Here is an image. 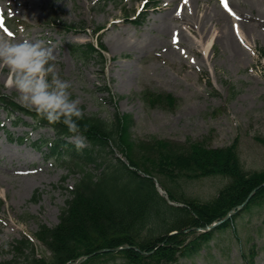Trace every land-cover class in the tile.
I'll use <instances>...</instances> for the list:
<instances>
[{"label": "rangeland", "instance_id": "obj_1", "mask_svg": "<svg viewBox=\"0 0 264 264\" xmlns=\"http://www.w3.org/2000/svg\"><path fill=\"white\" fill-rule=\"evenodd\" d=\"M24 1L0 0L2 21L19 23L18 28L11 26L12 32L0 21V34L51 47L62 78L72 85V98L79 100L86 114L109 121L115 112L129 114L130 130L140 139L203 140L210 147L228 146L238 139L244 167L264 170V144L256 139L264 138V1L239 5L232 0L231 12L226 9L238 55L231 51L233 45L218 39L220 25L210 21L214 9L225 10L217 0L192 3V11L179 6L181 0H156L158 5H148L139 24L128 20L127 14L133 18L141 0ZM204 14L207 24L200 21ZM71 23L78 28L67 29ZM242 24L254 29L251 36ZM98 25L104 26L100 39L107 47L104 72L100 58L81 59L71 49L74 44H96L93 34ZM9 78L8 68L0 63V91L14 99L15 89L5 87ZM103 85L111 89L113 101ZM145 90L172 93L177 103L173 108L151 106L142 96ZM33 123L31 117L0 103V199L4 202L0 260L12 257L10 244L15 239L33 235L39 224L58 223L70 198L68 190L80 177L78 169L34 148V141L53 139L55 134L50 127L35 128ZM8 133L24 136V141H10ZM113 157L126 161L119 152L101 160L109 162ZM100 168L93 169L100 172ZM225 183L220 176H209L179 179L172 186L179 197L209 200ZM239 213L238 233L231 229L215 233L200 252L181 257L178 264H245L242 250L249 255L252 249L255 264H264V201ZM36 251L49 255L39 243ZM104 259L92 264H123L122 257Z\"/></svg>", "mask_w": 264, "mask_h": 264}, {"label": "trees", "instance_id": "obj_2", "mask_svg": "<svg viewBox=\"0 0 264 264\" xmlns=\"http://www.w3.org/2000/svg\"><path fill=\"white\" fill-rule=\"evenodd\" d=\"M84 48L79 47L78 50L85 55L96 51L92 46L86 47V50ZM96 53L104 60L100 52ZM143 96L152 106L172 108L177 103L170 93L148 90ZM0 99L6 100L4 96H0ZM10 103L35 115L38 122L50 124L38 119L35 112L13 101ZM83 113V119L78 121V133L86 138L89 145L82 150H77L75 144L64 140V137L76 133L69 132L61 122L50 124L59 135L54 151L59 154L64 151L71 153L82 161L75 163L79 167L80 178L74 188L69 189L70 198L61 210L59 222L54 226L40 224L34 234L50 255L39 257L33 241L23 237L11 244L13 256L1 260L0 264H68L100 248L124 244L153 251L142 254L133 248H125L118 254L123 257L124 264H174L180 256L199 251L216 230L230 227L237 216L215 230L193 238L192 234L197 229L192 228L205 227L222 219L233 207L243 203L254 188L264 183V170L244 167L238 139L224 147H210L203 140L140 139L132 136V118L127 114L116 113L112 121H107L97 115ZM256 139L264 144V138ZM111 144L125 155L134 169L121 160L111 162L112 159L105 161L106 166L98 174L86 168L88 164L99 167L102 162L105 163L104 160L100 161L101 156L113 154ZM139 170L151 176L153 171L157 172L163 178V181H159L170 198L185 205L169 204L159 194L153 178L142 176ZM215 175L226 178L227 183L208 201L180 198L172 186L179 179L192 181ZM263 201L264 186L250 199L246 209ZM174 231L177 233L171 234ZM105 256L114 254H98L83 264ZM255 256L253 249L249 255L243 251L246 264H254Z\"/></svg>", "mask_w": 264, "mask_h": 264}, {"label": "clouds", "instance_id": "obj_3", "mask_svg": "<svg viewBox=\"0 0 264 264\" xmlns=\"http://www.w3.org/2000/svg\"><path fill=\"white\" fill-rule=\"evenodd\" d=\"M53 49L43 41L12 39L0 34V63L10 73L5 87L14 88L19 104L36 113L40 120L50 124L61 122L71 133L80 130L79 120L84 113L79 100L73 99L71 83L62 78ZM77 150L86 147L85 139L69 137Z\"/></svg>", "mask_w": 264, "mask_h": 264}, {"label": "bare ground", "instance_id": "obj_4", "mask_svg": "<svg viewBox=\"0 0 264 264\" xmlns=\"http://www.w3.org/2000/svg\"><path fill=\"white\" fill-rule=\"evenodd\" d=\"M264 1V0H237L238 4L239 5H243V2H250V3H255V4H261V2ZM26 2V0H25ZM190 4H188L189 6H187L186 8L189 10L191 9L192 11V8H191V5L192 3H194L195 5H198V3L200 2V0H189ZM230 4L232 3V0H229ZM200 6V4H199ZM247 6L245 7H241L243 9H245ZM207 7L205 6L203 12L207 11ZM210 13H213V17H214V20H210L212 21L213 23H216L220 25V34L218 35V39L222 40L223 42L227 43L228 45H233L232 46V49L231 51L234 52L235 55H238L240 53V51L236 48V45H235V42H234V36L233 34L230 32V30H228V23H229V20H230V15L222 10H217V9H214L213 12H210ZM206 14H204V16L201 18V22L204 23V24H207L206 22ZM185 21L187 22H192V19H188V18H184ZM209 22V20H208ZM242 26L244 27V29L246 30L247 34L248 35H252V33L254 32V29L250 28L248 25L246 24H242ZM184 40L187 39V37L184 35L182 36ZM207 49L206 48V52H207Z\"/></svg>", "mask_w": 264, "mask_h": 264}, {"label": "water", "instance_id": "obj_5", "mask_svg": "<svg viewBox=\"0 0 264 264\" xmlns=\"http://www.w3.org/2000/svg\"><path fill=\"white\" fill-rule=\"evenodd\" d=\"M258 189V188H257ZM230 216V215H228ZM215 226V224H213L211 227ZM122 247H116L114 249H109V248H103V249H99L97 250L96 252L92 253L91 255H87V256H81L80 258H78L77 260H75L72 264H80L81 262H83L85 259L97 254V253H104V252H107V251H110V250H115V251H118L120 250Z\"/></svg>", "mask_w": 264, "mask_h": 264}, {"label": "snow or ice", "instance_id": "obj_6", "mask_svg": "<svg viewBox=\"0 0 264 264\" xmlns=\"http://www.w3.org/2000/svg\"><path fill=\"white\" fill-rule=\"evenodd\" d=\"M229 11H231V9H229ZM233 15H235V13H233ZM2 19H3V10L0 9V21H2Z\"/></svg>", "mask_w": 264, "mask_h": 264}]
</instances>
